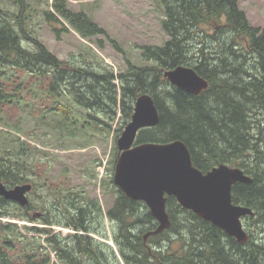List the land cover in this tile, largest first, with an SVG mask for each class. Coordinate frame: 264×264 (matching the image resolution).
Instances as JSON below:
<instances>
[{
	"label": "trees",
	"instance_id": "obj_1",
	"mask_svg": "<svg viewBox=\"0 0 264 264\" xmlns=\"http://www.w3.org/2000/svg\"><path fill=\"white\" fill-rule=\"evenodd\" d=\"M45 2L48 7L41 13L57 38L69 30L89 40L97 35L107 36L85 11L69 8L67 0ZM155 3L162 11L161 27L167 39L162 45L140 46L144 64L128 61L127 70L116 74L98 55L90 58L88 51L80 53L79 59L61 60L33 29H28V0H14L16 13L0 8V75H4V82L8 81L9 70L24 72L31 81L45 79L44 91L57 100L51 110L61 115L60 126L73 123L69 121V102L88 110V121L102 122L107 129L120 111L119 118L125 125L135 99L148 93L158 110L159 121L155 126L140 129L136 142L179 139L188 147L193 165L202 172L227 163L252 178L250 183L236 182L231 190L234 203L253 211V215L242 218L248 240L237 242L211 222L183 208L174 196H167L169 228L143 241L144 233L155 228L157 221L142 201L126 196L112 179L109 184L116 189V197L106 213L96 198L65 187L63 182L52 191L49 188L45 201H34L30 194L37 182L30 176L34 165L25 159L27 144L0 130V180L7 187L32 184L25 206L0 197V264L49 262L48 257L38 262L34 259L35 249L27 250L26 242L22 245V237L33 238L23 236L16 222H2L3 216L17 214L8 209L9 205L17 206L22 212L18 216L30 221L33 217L29 211H42L40 219L46 227L24 228L44 233L47 245L59 252L58 258L65 264H112L108 258L117 259L112 245L90 235L101 233L100 226L94 225L96 215L98 220L106 217L111 223V237L124 264H264V237L252 231L253 226L264 225V28L249 22L239 0ZM22 41L32 48L24 47ZM97 45L101 49L104 46L101 40ZM177 65L194 68L207 79V88L193 94L172 85L163 77V71ZM3 81L0 114L13 96ZM65 95L67 104L60 100ZM95 110L107 121L98 119ZM52 225L67 226L74 232L62 237L53 232ZM165 241L166 244L162 243ZM149 243L156 246L151 248Z\"/></svg>",
	"mask_w": 264,
	"mask_h": 264
},
{
	"label": "rangeland",
	"instance_id": "obj_2",
	"mask_svg": "<svg viewBox=\"0 0 264 264\" xmlns=\"http://www.w3.org/2000/svg\"><path fill=\"white\" fill-rule=\"evenodd\" d=\"M28 2L30 3L28 29H33L39 40L61 60H71L73 57L79 59L80 53L88 51L90 58L95 54L98 55L114 73L119 74L127 70L128 61L137 65L144 64L140 46L162 45L167 39V34L161 27L162 11L155 0H67L69 8L85 11L107 32V36L97 35L90 40L81 37L74 30L63 32L57 38L41 13L48 7L45 0H28ZM239 7L253 26L264 28V0H239ZM0 8L12 13L17 12L14 0H0ZM99 40L104 45L102 49L97 45ZM22 45L32 48L25 41H22ZM87 46L91 47V50ZM9 72L6 75L8 77L6 82L2 80L4 75H0V81L6 83L7 92L13 95L11 101L3 106L0 114V130L18 136L27 144L25 159L34 165L30 176L37 182L30 197L34 201H45L49 188L52 191L51 189L59 185L58 183L63 182L65 187L73 188L77 192L82 191L84 196L91 199L96 198L102 212L106 213L116 197V189L109 182L112 179L113 183L118 154L116 139L125 126L121 116L119 118L121 112H118L111 121L110 129H107L102 122L96 124L88 121L86 117L88 110L69 102L72 113L69 121L73 123L69 126H60L58 121L61 115L51 110L57 100L48 95L43 88L47 81L45 79L31 81L30 76L24 72L15 70ZM114 81L118 83V80ZM20 82L22 84L19 88L17 85ZM60 100L63 104H67L66 95ZM95 111L98 119L107 121L100 111ZM8 209L15 210L17 214L3 216L2 222H16L23 236L33 238L29 240L22 237L21 240L22 245L24 242L29 244L27 250L30 247L35 249L37 253L35 260L40 262L48 257L47 264H65L58 258L59 252L47 245L44 233L24 228L25 225L46 227L40 219L42 212L40 209L29 211V216L33 217L31 221L18 216L22 212L17 206L9 205ZM34 211L39 214L34 215ZM97 217L94 218L96 219L94 225L100 226L101 233L92 232L90 235L114 247L117 259L108 258L112 264H124L111 237V223L106 217L103 218L104 220L101 217L98 220ZM50 227L62 237L74 232L72 228L63 225ZM252 231L256 236L264 237V225L253 226ZM149 245L151 248L156 246L152 243ZM104 251L106 253L105 248Z\"/></svg>",
	"mask_w": 264,
	"mask_h": 264
},
{
	"label": "water",
	"instance_id": "obj_3",
	"mask_svg": "<svg viewBox=\"0 0 264 264\" xmlns=\"http://www.w3.org/2000/svg\"><path fill=\"white\" fill-rule=\"evenodd\" d=\"M163 77L193 94L208 86L207 79L189 66L165 69ZM158 121V110L151 95L142 93L135 99L130 120L116 139L118 154L113 183L129 198L144 202L157 221L155 228L144 233L143 241L169 228L166 199L174 196L183 208L211 222L237 242L245 243L249 234L242 218L253 215V211L234 203L231 190L236 182L250 183L252 178L241 168L227 163L202 172L193 165L188 147L179 139L136 142L140 129L155 126ZM31 190L29 182L7 187L0 180V197L20 206L28 204L27 194Z\"/></svg>",
	"mask_w": 264,
	"mask_h": 264
}]
</instances>
